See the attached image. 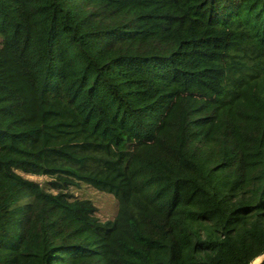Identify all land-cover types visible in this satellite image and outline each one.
Instances as JSON below:
<instances>
[{
  "label": "trees",
  "instance_id": "16d2710c",
  "mask_svg": "<svg viewBox=\"0 0 264 264\" xmlns=\"http://www.w3.org/2000/svg\"><path fill=\"white\" fill-rule=\"evenodd\" d=\"M263 256L264 0H0V264Z\"/></svg>",
  "mask_w": 264,
  "mask_h": 264
},
{
  "label": "rangeland",
  "instance_id": "374dc122",
  "mask_svg": "<svg viewBox=\"0 0 264 264\" xmlns=\"http://www.w3.org/2000/svg\"><path fill=\"white\" fill-rule=\"evenodd\" d=\"M30 180L43 181L42 178L28 177ZM75 195L90 199L95 203L98 209L97 217L101 223L112 221L115 219L118 212V205L115 198L106 193H101L87 185H81L80 189H74ZM255 264V263H254Z\"/></svg>",
  "mask_w": 264,
  "mask_h": 264
},
{
  "label": "water",
  "instance_id": "95a60500",
  "mask_svg": "<svg viewBox=\"0 0 264 264\" xmlns=\"http://www.w3.org/2000/svg\"><path fill=\"white\" fill-rule=\"evenodd\" d=\"M256 262V263H255ZM254 263L255 264H264V256L261 258H258ZM259 262V263H258Z\"/></svg>",
  "mask_w": 264,
  "mask_h": 264
}]
</instances>
